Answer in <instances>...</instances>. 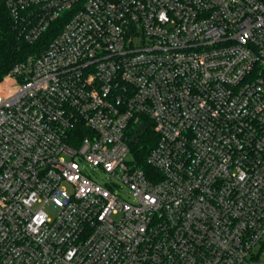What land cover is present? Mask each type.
<instances>
[{"label": "built area", "instance_id": "2783aa9c", "mask_svg": "<svg viewBox=\"0 0 264 264\" xmlns=\"http://www.w3.org/2000/svg\"><path fill=\"white\" fill-rule=\"evenodd\" d=\"M7 7L30 42L71 13L0 82V264H264V0Z\"/></svg>", "mask_w": 264, "mask_h": 264}, {"label": "trees", "instance_id": "16d2710c", "mask_svg": "<svg viewBox=\"0 0 264 264\" xmlns=\"http://www.w3.org/2000/svg\"><path fill=\"white\" fill-rule=\"evenodd\" d=\"M70 13V11L64 12L35 41L30 42L23 31V25L20 27L13 21L7 7V0H0V82L15 65L29 56L45 51L67 23ZM143 122L147 126V132L137 144H130V150L137 166L147 169V157L156 146L158 137L149 121L143 118ZM134 133L135 129H132L130 140Z\"/></svg>", "mask_w": 264, "mask_h": 264}, {"label": "rangeland", "instance_id": "374dc122", "mask_svg": "<svg viewBox=\"0 0 264 264\" xmlns=\"http://www.w3.org/2000/svg\"><path fill=\"white\" fill-rule=\"evenodd\" d=\"M153 128V127H152ZM154 131V129H153ZM155 132V131H154ZM86 173L93 179L95 180L96 182H98L99 184H106L108 182H110V176L104 172L102 169L100 168H92L91 166H88V164H86V166L84 167ZM120 195L132 202V197L130 196L129 194V191L127 190V188L124 187L123 190H121L120 192ZM115 220H120V217L117 216V217H114ZM258 252V250H257ZM262 260H264V256H262Z\"/></svg>", "mask_w": 264, "mask_h": 264}, {"label": "water", "instance_id": "95a60500", "mask_svg": "<svg viewBox=\"0 0 264 264\" xmlns=\"http://www.w3.org/2000/svg\"><path fill=\"white\" fill-rule=\"evenodd\" d=\"M147 132V127L146 125H144L143 123H141L135 133H134V136L133 138L130 140V144H137L138 141L146 134Z\"/></svg>", "mask_w": 264, "mask_h": 264}]
</instances>
